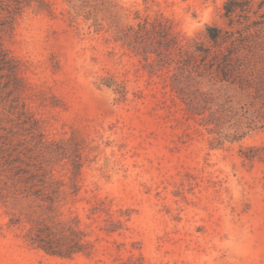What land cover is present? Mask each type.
<instances>
[{"label":"rangeland","instance_id":"1","mask_svg":"<svg viewBox=\"0 0 264 264\" xmlns=\"http://www.w3.org/2000/svg\"><path fill=\"white\" fill-rule=\"evenodd\" d=\"M224 2L0 0V264H264V48L171 86Z\"/></svg>","mask_w":264,"mask_h":264},{"label":"trees","instance_id":"2","mask_svg":"<svg viewBox=\"0 0 264 264\" xmlns=\"http://www.w3.org/2000/svg\"><path fill=\"white\" fill-rule=\"evenodd\" d=\"M222 10L225 27H208L210 47L197 45L191 55L179 61L182 66L179 67L178 74L172 77V90L192 112L198 111L199 96L202 95L199 88L193 85L196 76L209 74L214 75L220 82H235L240 79V69L243 65L238 53H250L253 49L264 48V0H225ZM146 25L135 35L136 39L144 44L138 51L146 56V60L148 53H154L159 63L165 66L167 54L162 49L167 51L170 47H178L177 36L163 21L155 22L148 29ZM12 62L0 45V71L14 73L15 66ZM153 67L151 65V68ZM182 78H185V84ZM45 249L58 255L71 253L70 248L65 251L51 247Z\"/></svg>","mask_w":264,"mask_h":264}]
</instances>
